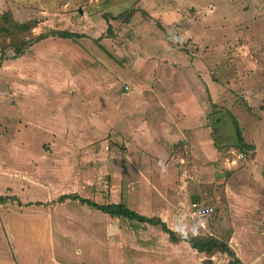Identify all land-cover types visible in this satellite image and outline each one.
Listing matches in <instances>:
<instances>
[{"label":"rangeland","instance_id":"rangeland-1","mask_svg":"<svg viewBox=\"0 0 264 264\" xmlns=\"http://www.w3.org/2000/svg\"><path fill=\"white\" fill-rule=\"evenodd\" d=\"M5 11L36 35L85 37L0 60V194L21 202L0 204V264H227L55 201L75 193L179 234L230 235L240 264H264V0H0ZM106 21L113 35L94 42ZM231 115L254 158L233 147ZM179 179L193 182L173 189Z\"/></svg>","mask_w":264,"mask_h":264},{"label":"trees","instance_id":"trees-1","mask_svg":"<svg viewBox=\"0 0 264 264\" xmlns=\"http://www.w3.org/2000/svg\"><path fill=\"white\" fill-rule=\"evenodd\" d=\"M126 20L131 17L132 11L128 10L123 12ZM119 14L117 17H120ZM107 22V29L105 34H101L94 39V42L98 43L104 36L111 37L113 35V28L109 21ZM36 26L34 20H27L24 22L17 21L11 11H5L0 14V60L8 58H16L25 53V51L34 44L44 40L48 37H59L76 40L80 37H85L84 34L75 33L69 30H56L49 29L47 32L40 34H34L32 29ZM10 49L13 54L7 55L5 50ZM211 105H214L210 102ZM232 124L235 130V140L233 147L244 156H248L251 159L255 155V145L245 141L241 128L238 125L237 120L231 115ZM78 200L82 204H86L92 209H96L102 213L116 218H124L131 221L145 223L154 227H158L162 232L166 233L168 240L171 243L186 242L192 249L199 253L206 255H213L215 253L226 254L229 258L227 264H240V260L237 257L235 251L230 247L228 239L230 235H227L224 239H220L216 236H199L196 234L177 233L172 230L164 220L159 216H147L130 209L122 202H109V203H97L89 198H84L78 194H62L55 201L62 202L64 200ZM17 200L15 196L0 195V204L8 201ZM49 203V202H47ZM33 204L32 202L26 203V205ZM35 204H43L40 201H36ZM46 204V203H44Z\"/></svg>","mask_w":264,"mask_h":264},{"label":"crops","instance_id":"crops-1","mask_svg":"<svg viewBox=\"0 0 264 264\" xmlns=\"http://www.w3.org/2000/svg\"><path fill=\"white\" fill-rule=\"evenodd\" d=\"M195 131V130H194ZM181 133H182V131H181ZM181 133H179V134H181ZM200 133H202V135L204 136L206 133L207 134H209L210 135V133H209V131H205V130H203V131H201ZM200 133H198V134H200ZM194 134V138H197V133H196V131L193 133ZM182 135V137L185 139V138H187V139H189V140H191V136H189V134L187 133V136L185 135V133L183 132V134H181ZM185 142L187 143V141L185 140ZM252 143V142H251ZM173 144L174 143H171V145L169 146V149H170V153L172 154V152H173ZM193 144H185L184 145V147L186 148H189V150L191 151V146H192ZM256 146V145H255ZM256 150V149H255ZM174 155H176V154H172V156H173V158L175 159V156ZM179 157V156H178ZM179 158H181V161H182V157H179ZM187 176H190L189 174L187 175ZM173 178V177H172ZM186 178V177H185ZM180 181H182L184 184H182V185H176V182H175V185L174 186H172L173 187V189H186V184H188V182H193L192 181V179H190V180H185V179H179ZM197 180H195V182H196ZM0 195H2V194H0ZM164 233V232H163ZM166 234V233H165ZM167 235V234H166ZM167 238H168V236H167ZM179 243H181V242H179ZM179 243H176V244H174V243H171L172 245H177V244H179ZM182 243H185V244H187L186 242H182ZM188 245V244H187ZM189 246V245H188ZM190 247V246H189ZM134 262V264H146V263H144V261H140V262H138V261H133Z\"/></svg>","mask_w":264,"mask_h":264},{"label":"built area","instance_id":"built-area-1","mask_svg":"<svg viewBox=\"0 0 264 264\" xmlns=\"http://www.w3.org/2000/svg\"><path fill=\"white\" fill-rule=\"evenodd\" d=\"M239 158H244V155L239 154ZM211 208L208 207H201L200 209H198V213L200 215H207L210 212Z\"/></svg>","mask_w":264,"mask_h":264}]
</instances>
